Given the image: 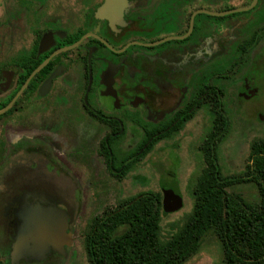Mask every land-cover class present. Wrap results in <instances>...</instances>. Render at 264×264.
Here are the masks:
<instances>
[{
    "label": "flooded vegetation",
    "instance_id": "1",
    "mask_svg": "<svg viewBox=\"0 0 264 264\" xmlns=\"http://www.w3.org/2000/svg\"><path fill=\"white\" fill-rule=\"evenodd\" d=\"M263 69L264 0H0V264H63L66 191L99 157L123 172L106 151L141 160L200 111L263 118Z\"/></svg>",
    "mask_w": 264,
    "mask_h": 264
},
{
    "label": "trees",
    "instance_id": "2",
    "mask_svg": "<svg viewBox=\"0 0 264 264\" xmlns=\"http://www.w3.org/2000/svg\"><path fill=\"white\" fill-rule=\"evenodd\" d=\"M229 125L224 118H216L199 147L204 166L195 178L194 206L184 222L165 236L162 192L128 197L90 221L84 241L90 263L183 264L200 251L211 232L222 246V264H264V135L251 141L244 171L228 176L219 163L218 147ZM157 140L150 143L148 151ZM106 156L108 163L114 159V168L123 171L116 175L119 180L139 160L116 163L109 151ZM244 182L257 185L256 203L228 191Z\"/></svg>",
    "mask_w": 264,
    "mask_h": 264
},
{
    "label": "rangeland",
    "instance_id": "3",
    "mask_svg": "<svg viewBox=\"0 0 264 264\" xmlns=\"http://www.w3.org/2000/svg\"><path fill=\"white\" fill-rule=\"evenodd\" d=\"M263 91L258 95L259 111L264 115V69L259 86ZM231 102L235 100L230 96ZM257 103L242 102L239 109L243 113L255 108ZM252 118V117H250ZM242 114L232 112L229 131L218 147L219 163L225 175L236 176L242 173L250 153V143L256 137L264 135V117L257 114L252 120ZM210 118L200 111L194 121L187 124L183 133L172 136L168 141L157 142L153 149L136 161L132 169L122 180L112 177L102 157L98 158V175L92 177L88 172L77 175L81 190L66 191L72 201L74 212L72 245L63 264H91L85 249L84 237L87 225L96 215L106 208L115 207L119 201L145 191L163 192L173 189L180 194L183 203L172 209L162 206V232L165 236L177 228L189 216L194 206L193 185L196 176L204 166L200 145L211 128ZM92 179L94 184H91ZM63 183V182H62ZM228 191L240 194L249 203L258 201V188L255 183L244 182L229 187ZM80 197V202L77 199ZM82 198V199H81ZM168 202V201H167ZM222 246L213 233L204 238L200 251L183 264H222Z\"/></svg>",
    "mask_w": 264,
    "mask_h": 264
},
{
    "label": "water",
    "instance_id": "4",
    "mask_svg": "<svg viewBox=\"0 0 264 264\" xmlns=\"http://www.w3.org/2000/svg\"><path fill=\"white\" fill-rule=\"evenodd\" d=\"M182 201H183L182 196L180 194L176 193L173 189H165L163 191V205L164 206H166V204H167V205H170L169 207H171L172 209H176L177 207H180L182 205V203H183ZM64 216H65V230H66V228L68 227L69 216H68V214H64ZM46 226L47 227H46L44 233H42L39 236L37 235L35 238L32 239V242H34L36 247L40 248L39 250L44 252L46 250V248L49 247V245L51 243L58 244V245L59 244L61 245L62 242H63V245H64V243L67 245L72 244V237H73L72 232H69L67 234V237L65 236V241L63 240L61 242V240H59L60 232H61V225L60 226L58 225L59 226L58 227L56 224V226L58 227L56 229L57 232L54 229V228H56L55 223H47ZM17 248L18 247H16L15 252L18 251Z\"/></svg>",
    "mask_w": 264,
    "mask_h": 264
}]
</instances>
